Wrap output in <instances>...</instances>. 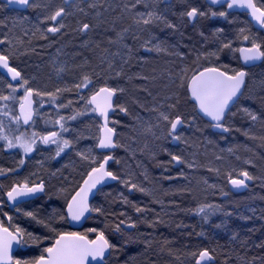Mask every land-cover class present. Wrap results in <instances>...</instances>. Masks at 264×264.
<instances>
[{"label": "rangeland", "instance_id": "rangeland-1", "mask_svg": "<svg viewBox=\"0 0 264 264\" xmlns=\"http://www.w3.org/2000/svg\"><path fill=\"white\" fill-rule=\"evenodd\" d=\"M33 2L38 7L30 8L27 13H13L15 16L12 18L0 21V41H3L0 43V50L8 53L15 67L22 72L23 78L28 80L27 87L41 93L56 94L55 103L47 95L36 96L37 119L29 131L41 135L60 131L59 127L55 129L57 125L54 121L63 116L68 131L63 132L62 136L70 140L72 146L56 156L55 145H44L38 141L36 149L25 155L19 148L8 149L5 141L0 140V170L17 173L8 179L7 184L13 180L21 183L28 180L30 184L55 179L58 182L53 187L47 185L48 191L43 200L28 206V209L43 206L54 199H58L62 206L64 200L55 198V195L63 191L70 199L80 180H84L93 167H97L105 156L110 155V171L119 177V182L114 189L111 188L113 186L108 191L105 189L103 193L107 191L110 195L100 199L102 193L94 207L103 213L106 210L113 212L117 208L118 212H125L124 215L130 216L128 206L138 205L141 209L139 212L150 228L147 227V232L141 228L127 239L135 243V246L141 243L147 246L144 251L137 247V251L130 252L140 264H150L142 259L143 254L153 253V244L145 240L146 235L151 233L158 239L166 237L171 228L174 231L179 227L175 224L185 221L194 209L203 207L208 214H215V209L232 210L236 211L235 216L246 220L254 216L251 220L257 223L256 219L264 215V63L249 70L244 96L230 113L228 122L236 129L230 136L203 132V126L206 125L200 122L195 105L187 98V82L195 74L196 68L200 72L205 67H218L217 65H224V62L234 63L239 60V57L235 59V55L241 45L235 48L234 44L245 35L249 36V45L252 40L264 45V35L250 29L241 16L231 20L212 16L210 10L218 12L224 8L212 7L205 0H140V3H136V0H109L107 11L103 10L102 14V9L98 6L99 0H75L70 4L66 0ZM60 7L65 9V14L57 22L44 19ZM193 7L206 15H198L192 20L183 15ZM161 9L164 15L168 13V25L174 26L168 28L175 31L166 40L167 48L160 46V36L153 38L151 31L139 27L137 41L150 37L151 41H147L157 48L150 55L149 48L148 51H142L138 44V52L133 53L129 36L131 29L128 28L119 33H122L120 52L115 54L120 75L116 70L113 71L111 65L101 63L103 51L98 19L104 12H107L108 18H113L115 14L122 18L126 11V21L130 26V19H135L140 25L141 14L144 19H149L148 13H152V17L160 20L163 16ZM61 22L64 27L59 32H47L48 27L58 26ZM85 23L90 27L82 31ZM241 29L245 31L242 33ZM75 31H80L82 36L73 35ZM138 31L139 29L136 33ZM193 33H196V37L191 36ZM178 34L181 35L180 39L171 38ZM112 41L113 36H110L105 44L106 50ZM225 44H230V47H224ZM28 52H34L36 58L33 59L31 55L26 63L23 60L26 53L29 55ZM131 57H134L137 64L125 66ZM144 60L147 64L140 65L139 62H145ZM85 76L91 80L87 87H83ZM132 77L138 81L129 83ZM102 78L111 88H116L119 94L116 101L117 111L111 119L117 131L118 148L112 153L98 151L102 119L90 110L91 106L88 110L85 109L86 99L101 87ZM95 81L99 86L95 87L96 90L93 86ZM2 83H5V79L0 74V85ZM76 85H81V88L77 89ZM3 87H0V95L11 94L9 88ZM57 89L60 91L57 92ZM18 90H22L23 94L16 97V100H0V122L4 124V134L10 137L19 134L16 131L17 125L2 113L7 111L18 115L24 88L18 86ZM81 96L85 99H81ZM121 108L126 111H121ZM244 109L256 114L258 119L253 121L245 114ZM78 112L84 114L77 116L75 120L68 119ZM161 112L169 115L170 119L184 117L186 128L179 134L180 146L171 144L172 137L168 135L170 125L160 118ZM4 149L8 152L4 153ZM78 153L87 157L86 166L81 165L79 159L82 156ZM174 155L180 156L183 161L182 168L178 170L183 175L179 176V180L171 181L165 173L173 168ZM93 158L95 163L92 162ZM21 160L24 161L23 165L20 164ZM244 171L256 181L252 188L245 195L232 196L228 200L216 199L228 191L227 182H221L222 176L230 179ZM69 173L73 174L72 182L76 180L75 177H79L72 185L66 181V178L71 177ZM122 180L136 183L147 191L130 189ZM99 222L100 230H105L109 235V223L106 220ZM171 233L167 236V241L173 240ZM122 240L118 237L115 242L117 244L123 242ZM188 254L190 253H187L184 264H191L192 256ZM165 256L176 259V253L171 251L162 252L161 256L152 258L159 262Z\"/></svg>", "mask_w": 264, "mask_h": 264}, {"label": "snow or ice", "instance_id": "snow-or-ice-1", "mask_svg": "<svg viewBox=\"0 0 264 264\" xmlns=\"http://www.w3.org/2000/svg\"><path fill=\"white\" fill-rule=\"evenodd\" d=\"M213 5H220L222 8L226 5V9L233 8H243L248 9L250 15L257 24L264 28V6H258L255 0H210ZM9 5L16 4L24 8H35L38 7L33 0H7ZM136 3H140V0H136ZM135 6V5H133ZM83 11V9H81ZM212 16L227 17L229 15L227 10L222 11H212L210 10ZM65 14V9L63 7L58 8L51 15L46 16L45 20H51L57 22L58 18ZM152 13H148L151 18ZM183 15H186L190 20L195 19L198 15L204 16L205 12L193 7ZM141 21L144 24L151 23V19H144L141 14ZM141 21H137L140 23ZM169 27H174L169 24ZM63 23H59L58 26H50L47 28V32L57 33L63 28ZM90 25L85 23L82 26V31L89 29ZM222 31V30H218ZM242 33L244 29L240 30ZM244 40H249V36L245 35ZM3 43V41H0ZM224 47H230V44H225ZM239 51L243 54V59L245 63L249 61L259 60L264 58V50H262V45L252 40L251 47L241 48ZM0 69H6L7 73L11 75V80L17 81L19 86L24 88V95L20 98L19 115H13L10 112H3L5 116H9L10 120L14 122L17 127L16 131L19 135L9 136L4 134V124L0 122V140L5 141V146L8 149L19 148L23 151L25 155L32 153L37 146L38 141L44 145L53 144L56 146V156H59L66 148L72 146V142L68 139L63 138L62 133L68 131L66 124L64 123L65 117L60 116L59 119L54 121L56 125H59L60 131H50L45 135H41L38 132L32 131L30 134L26 131H20V122L23 120L24 125H30L33 122V116L35 113L32 104V97L47 95L50 97L51 101L55 103L56 94L55 93H41L32 88L27 87L28 80L21 76V73L15 68L11 67L9 64V56L5 54H0ZM247 73L243 70H231V74L227 70H221L219 67H205L202 71L194 74L187 82V89L190 93L191 99L195 101V105L199 112L204 116L210 118L211 127L223 129V131H228L229 129L224 126L223 121L227 113L230 111V105H233L238 100L239 94H241V86L244 83V78ZM91 83L89 77H84L83 87H87ZM8 88L11 90L9 95H0V100L9 101L16 100L15 93L18 88L12 83H8ZM77 89L81 88V85L75 86ZM60 90L57 89V92ZM116 88H110L107 86L100 87L98 91L94 92L89 98L86 99L85 109L90 110L94 113H98L104 120V124L101 128L103 135L99 138L98 147L102 149L115 148L117 144L113 140L114 129L108 127V113L109 110L113 108V97L117 93ZM122 91V89L120 90ZM81 99L85 97L81 96ZM7 108V105H5ZM121 111H126L124 108ZM246 115H248L253 121L257 120L258 117L253 112L248 109L243 110ZM84 113H76L75 115L69 117L68 119L75 120L77 116ZM160 118L167 121L170 125L168 135L172 137L173 140H180V135L177 134L178 126L184 125V120L180 116H176L175 119H170L169 115L164 112L160 113ZM82 158H87L83 153H78ZM110 155L105 156L102 163L97 167H93L88 173V178L84 181V185L76 192L72 197L71 201L68 203V214L71 216L72 220H80L81 217L88 212V193L97 187V185L102 184L106 178L111 180L119 179L113 172L108 171L105 165L111 160ZM174 161L178 163L183 162L180 156H172ZM95 163V158L92 160ZM24 161L21 160L20 164L23 165ZM241 176L244 179H230V183L235 187H240L245 185V180L252 179L248 172H241ZM130 187V189H137L139 191H147L143 187H140L136 183H132L128 180H122ZM44 191L43 182L29 183L25 180L22 183L14 184L9 191H7V197L9 201L14 203L19 202V198L35 196L38 193ZM125 202H127L125 198ZM211 207V206H209ZM20 209L17 208V211ZM95 211H101L100 209H92ZM136 211H141L140 208H136ZM200 212H204L205 209L202 207L199 209ZM5 215H7L5 213ZM25 215L32 216V212H26ZM11 220V217L8 218ZM63 219V217H61ZM124 221H121L123 224ZM128 227H135V224H129ZM90 232H96L95 228L89 229ZM116 231H121L120 226H116ZM24 235V231L20 228H16L15 232L9 231V228L5 227L3 222H0V264H91V261H95L96 264H103L105 252L109 249L115 248V245L111 244L109 240L105 237L103 232L97 233V238L95 240H89L86 235H81L76 232H64L58 233V239H56L55 244L52 247L44 249L47 253V257L41 255L38 259L34 261H21L14 260L11 256L12 242L15 240L16 243H20V238ZM29 238L31 234L29 233ZM196 257V264H202L206 260H211L207 249L200 251L199 253H192ZM91 258V261L89 260Z\"/></svg>", "mask_w": 264, "mask_h": 264}, {"label": "trees", "instance_id": "trees-1", "mask_svg": "<svg viewBox=\"0 0 264 264\" xmlns=\"http://www.w3.org/2000/svg\"><path fill=\"white\" fill-rule=\"evenodd\" d=\"M257 2L258 4L260 3L259 5H264L263 0H257ZM223 8L224 10H226L225 7ZM237 16H241L244 19L246 25L250 29L264 35L263 31H257L253 27V25L247 20V16L244 14L229 13V15L226 18L228 20H231ZM189 27L190 24L188 25V29ZM191 36L196 37V33H193ZM237 41L238 42L234 44L235 48L239 47L240 45H244V44L246 45L248 43V40H244V38L239 39ZM262 47L264 48V45H262ZM236 57H239V55L238 54L235 55V59ZM224 63H225L224 65H217V66L223 70L229 71L230 73L232 69H235V67L237 68L235 69L237 71L242 68V63L240 58L239 60L237 59V61H235L234 63H229V62H224ZM197 72L198 69L196 68L195 74ZM100 85L101 87L108 86L107 83L102 81ZM94 86L97 88L99 87L97 85V82H94ZM187 98L190 101V97L188 95ZM36 119H37V112H36L35 121ZM58 127L59 125H57L55 129ZM21 128L23 129V126H20V129ZM175 166L176 165L173 162V167ZM9 174L10 177L15 176L12 173ZM227 181L228 179L222 176L221 182L226 183ZM5 183L7 186H13L18 182H16V180H13L12 182H10V184H7L8 180L5 179L4 184ZM245 194L246 193H244V195ZM43 198L44 197L39 199L37 202L35 201L31 203L30 205L32 206L39 203L41 200H43ZM216 199H219V197H217ZM137 206H138L137 204L132 205L130 207V210L134 211L135 213ZM197 211H199V209H196V211H194L193 213L191 212L190 217L189 218L186 217L185 221L176 223L175 226H179V227L174 229V231L171 228L168 234H166V237L161 236L162 238L159 239L160 245L158 246L151 245V249L153 250V253L143 254L144 257L142 259L150 262L151 264V261L153 260L152 258L153 256L154 258L160 256L158 251H163L165 253L171 251L173 253H176V258L180 257L181 259L182 258L184 259L187 256V253L191 254L193 251L199 253L200 251L207 249L210 255L212 256V258L214 259L213 264H264V215L262 217L257 218L256 219L257 223H256L251 220V218H255L254 216L249 217V220H246L244 218L235 216L234 212L230 210L219 211L215 209L214 210L215 214H208L206 212L199 213ZM120 213L121 212H118L117 208H114L113 212L110 213L109 211L106 212V221H108L110 225L115 224L117 221L119 224V222L125 219V217L122 216ZM193 214L195 217H193ZM57 229L58 228L52 230L54 231ZM143 230L146 231V229L144 228ZM172 231L173 233H171ZM60 233H64V231H61ZM170 233L173 234L172 235L173 240L167 241L166 240L167 236ZM51 236H53L52 233ZM145 240H147V238H145ZM130 246L129 248H122L115 246V249L112 252L113 255H111L112 257H110V259L105 264H109V263L140 264L139 260L134 259L130 255V252L132 250V247L130 248ZM147 256L149 257L148 259ZM170 262L171 260L170 261L162 260L158 263L169 264Z\"/></svg>", "mask_w": 264, "mask_h": 264}, {"label": "bare ground", "instance_id": "bare-ground-1", "mask_svg": "<svg viewBox=\"0 0 264 264\" xmlns=\"http://www.w3.org/2000/svg\"><path fill=\"white\" fill-rule=\"evenodd\" d=\"M7 0H0V21H3L4 19H9V18H12L13 16H15V15H13V12L9 9V7H10V5L6 2ZM256 1V3H257V5L258 6H260L259 4H258V2H257V0H255ZM107 2H109V0H107ZM205 3H207L206 2V0H205ZM209 5V4H208ZM98 6L100 7V9H102V11H101V14H102V12H103V7L105 6V3L102 1V0H99V2H98ZM225 8H226V6H224ZM11 8V7H10ZM215 8H220V7H215ZM5 15H4V14ZM235 13H239V14H244V15H246L247 16V20L253 25V23L250 21V19H249V15H248V13H245V12H235ZM123 17L121 18L120 17V15H119V17H117V18H115V21H117L118 23H120L121 24V31L122 30H124L123 32H125V30H127L128 29V26H127V21H126V19H127V16H125V15H127V12L125 11L123 14ZM101 20H103V19H98V21L100 22V25H101ZM236 23V22H235ZM124 27V28H123ZM230 27H233V26H230ZM253 27H254V25H253ZM123 28V29H122ZM255 28V27H254ZM256 29V28H255ZM257 31H263L264 32V30H258V29H256ZM99 31H100V27H99ZM101 32H102V30H101ZM174 32L175 31H172L171 29H167V33H166V31H165V34H168V37L169 36H172L173 34H174ZM122 34V33H121ZM73 35H75L76 37L78 36V37H81L82 36V33L80 32V31H75L74 32V34ZM110 36H113V35H111V33L109 32V33H107L106 34V39H107V41H108V39L110 38ZM129 36H131V34L129 35ZM171 38H181V35H176L175 37H171ZM183 39V38H182ZM117 41H119V44H120V42H121V35H120V38L118 39V40H116L115 41V43H116V47H117ZM196 41V40H195ZM192 43H193V41H192ZM243 46H248V47H251V45H249V44H244V45H241L240 46V48L239 49H241ZM133 48L134 49H132V51H133V53H137L138 52V47H134L133 46ZM119 49H120V47H119ZM262 50H264V48L262 47ZM99 51H100V49H99ZM131 51V52H132ZM29 53V55L27 56V53L24 55V56H26V58L23 60V61H25L26 63L27 62H29V59H28V57L29 56H31V55H33V59H35L36 58V56H35V53L34 52H28ZM102 53V52H101ZM132 53V54H133ZM155 53V48L154 47H152L151 48V52H150V55H153ZM0 54H5V55H8V53L6 52V51H4V50H0ZM103 54V58H102V60H101V63L103 64V65H111L112 66V68H113V71L115 72V70L117 71V73L120 75V72H118L119 71V67H117L116 65H119L118 64V62H115V57H114V55H112L111 54V52H110V50L109 51H107L106 50V52H104V53H102ZM145 54V53H144ZM135 55V54H134ZM238 55H239V51H238ZM111 56V57H110ZM133 56V55H132ZM239 58H240V55H239ZM130 62H128V63H126L125 64V66H130L131 65V63H134V64H137V62L135 61V59H134V57H131L130 58V60H129ZM145 61V60H144ZM140 63V65H145V63L147 64V62L145 61V62H143V61H140L139 62ZM264 63V60H263V62L261 63V64H259V65H256V66H252V67H249V68H246V67H244L243 66V68H241V69H239V70H246L247 72H248V70H250V69H253V68H255V67H258V66H260V65H262ZM227 64V63H226ZM117 67V68H116ZM28 68V67H27ZM127 68V67H126ZM149 68V67H148ZM221 70H223V69H221ZM238 70V71H239ZM21 72V71H20ZM128 72L130 73V70H128ZM127 72V73H128ZM146 72H147V70H146ZM122 73H126V72H122ZM21 74H22V72H21ZM122 75V74H121ZM125 75V74H124ZM22 77H23V74H22ZM38 78V76H35V78ZM36 78V79H37ZM99 78H100V76H99ZM103 78L102 79H100V81H102L103 82ZM138 80L135 78V77H132L130 80H129V83H133V82H137ZM248 81H249V79H248V75H247V83H248ZM96 82V81H95ZM51 82H48V84H50ZM92 85H93V83H92ZM1 86H5L6 87V89H8V86H7V84L6 83H2V85H0V87ZM94 86V85H93ZM95 87V86H94ZM107 87H109V86H107ZM247 87V86H246ZM111 88V87H110ZM99 90V89H98ZM98 90H96V91H98ZM246 90V89H245ZM245 90H244V93H245ZM23 93V91L22 90H18L16 93H15V96L17 97V98H19V96H20V94H22ZM244 93H243V95H242V97L244 96ZM117 94H118V92H117ZM119 95V94H118ZM188 96L190 97V101H191V103H193L194 105H195V102L191 99V96H190V94H189V91H188ZM90 97V96H89ZM241 97V98H242ZM241 98H240V100H241ZM76 99V98H75ZM117 99H118V97H117ZM239 100V101H240ZM117 101V100H116ZM238 101V102H239ZM75 102L76 103H78V101L77 100H75ZM238 104V103H237ZM236 104V105H237ZM235 105V106H236ZM234 106V107H235ZM195 107H196V105H195ZM234 107L232 108V110L234 109ZM115 108H116V103H115ZM20 109V108H19ZM18 109V110H19ZM232 110L230 111V113L232 112ZM116 111H117V109H116ZM196 112H197V114L199 115V117H200V122L201 123H203V124H205L206 126H203V128H205V130L203 131L204 133L205 132H207V133H212V134H215V135H218V136H230L232 133H233V131L234 130H236L235 129V127H233V125H231L230 123L231 122H228L229 121V119H230V113H229V115L226 117V119H225V121H224V126L225 127H227L229 130L228 131H223V129H218V128H214V127H211L210 125H211V122L209 121V120H207L206 118H204L202 115H200L199 114V112H198V108L196 107ZM116 113V112H115ZM97 114V113H96ZM183 120H184V125L181 127V129L177 132V134L179 135L180 134V132L184 129V128H186V121H185V119H184V117L183 116H180ZM111 119H112V117H111ZM175 119V118H174ZM111 125H112V123H111ZM102 126H103V124H102ZM112 127H113V125H112ZM114 128V127H113ZM115 129V128H114ZM117 132V131H116ZM237 134V133H236ZM100 137H101V135H100ZM171 144L173 145V146H180V144H181V141L180 140H178V142L176 143L175 142V140H173L172 139V142H171ZM99 151V150H98ZM87 155V154H86ZM182 160V159H181ZM79 161H81V165L82 166H86V163H85V158H82L81 157V159H79ZM175 162V161H174ZM176 166H177V164H176V162L174 163ZM182 164H183V162L179 165V167H181L182 168ZM81 166V167H82ZM171 170V169H170ZM168 172V171H167ZM165 173V176H169L170 178H169V180H179L180 178H179V176H181V175H183V174H180V173H178L179 171H177V172H175V173H173V174H170L169 172L168 173ZM245 172V171H244ZM249 174V173H248ZM69 175L71 176L69 179H67L66 178V181H67V183H70L71 185L72 184H74L77 180H79V177H75V181H73L72 182V177H73V174H70L69 173ZM240 174H238L236 177H233V178H237L238 176H239ZM250 175V174H249ZM251 176V175H250ZM252 177V176H251ZM233 178H230V179H233ZM253 178V177H252ZM230 179H228V181H227V184H228V191L227 192H225V193H223V194H221L220 195V197H219V199H221V200H228L229 198H231L232 196H236V195H244V193H242V194H237V193H234V192H232L231 191V189L229 188V180ZM254 179V178H253ZM48 181V182H47ZM46 182H45V180L43 181V182H45V183H47V185H49V186H51V187H53L54 185H56V184H58V182L56 181V179L55 180H47ZM69 181V182H68ZM118 182H119V179H117V180H109V182L106 184V186H105V189L107 190H110V186H113V187H111L112 189H114L115 188V186H117V184H118ZM255 179H254V184H255ZM253 184V185H254ZM253 185H251L250 186V188H249V190L252 188V186ZM83 186V185H82ZM81 186V187H82ZM80 187V188H81ZM79 188V189H80ZM107 190V191H108ZM248 190V191H249ZM79 191V190H78ZM107 191L105 192V193H103L101 196H100V199H101V197L102 196H107V195H110V194H108L107 193ZM247 191V192H248ZM247 192H245V193H247ZM99 193H100V191H99ZM98 193V194H99ZM76 194V193H75ZM66 194H63V191H61L59 194H56L55 195V198H59V199H62V200H64V202L62 203V206L59 204V202H58V199L57 200H52L51 202H49V203H46L45 205H43V206H33V208H24V210H25V212H24V214H23V216L27 219V220H29L30 222H31V224H32V226L34 227V230H30V234H31V237H33V238H31V240L33 241V242H35L36 243V246H33V249H37V247H38V245H39V243H45L46 242V240H45V237H44V235H48L49 234V232H51L53 235H55V237H57V239L59 238L58 237V233H60L61 231H64V232H76V233H85V234H87L88 236H89V240H95L96 238H97V233L98 232H103L104 233V235H105V237L109 240V242L111 243V244H113V245H115V246H118V244H119V246L118 247H122V248H129V246H130V248L132 247V253L134 252V251H137V247H140V250L141 251H144L145 250V248L147 247H145V243H141L140 245H138L139 243H136V245H138V246H135V243H133V242H131L130 240H128L127 239V237L128 236H132V235H134L135 233H137V232H139L140 231V229H141V227L142 228H144V229H147V227L148 228H150V225L147 223V220L145 221L144 220V216L140 213V212H135L134 213V211H131L130 210V207L131 206H128V209H129V211H130V216L129 215H124L123 213H125V212H123V213H121V215L122 216H124L125 217V219L124 220H122V221H124V223L123 224H121V222H119V224H118V221L115 223V224H113V225H110L109 224V228H110V230H111V232H110V234L108 235V233H106V231L105 230H100V224H99V226H97V222H99V221H104V220H106V212H107V210H106V212H102V211H95V210H92V215L85 221V223L80 227V228H76V227H74V226H72V224H71V222H70V220H69V218H68V214H67V210H68V203L71 201L70 199H68L67 198V196H65ZM225 195H227V197L226 198H224V196ZM98 196V195H97ZM96 196V197H97ZM110 199V198H109ZM108 199V200H109ZM26 209H28V210H26ZM92 209H95V207L94 206H92ZM124 211V210H123ZM194 211H196L195 209L194 210H192V213L194 212ZM224 211V210H223ZM227 211V210H226ZM230 211H232V210H230ZM26 212H32L33 213V215H34V217L35 218H33L32 216H27V215H25V213ZM232 212H234V213H236V211H232ZM191 213V212H190ZM190 213L188 214V218L190 217ZM96 214H99L100 215V217H98V216H96ZM60 216L61 217H64L63 219H61L60 218ZM193 217H195L194 216V214H193ZM46 219V220H45ZM99 219V220H98ZM192 219V218H191ZM128 220H134V222H130V221H128ZM108 222V221H107ZM109 223V222H108ZM129 224H135V227H128V225ZM117 225H119L120 226V229H121V231H119L118 233H116V226ZM86 226V227H85ZM51 228H53V229H56V228H58L57 230H52ZM92 228H95L97 231L96 232H90L89 231V229H92ZM50 229H51V231H50ZM48 230H49V232H48ZM149 229H147L146 231H148ZM147 240L150 242L151 241V243L154 245V246H158V245H160L159 243V239H158V237H154V235H152L151 233H148L147 235ZM121 238V240H122V238H123V242H120V243H117L116 244V242H115V240L117 239V238ZM114 249L115 248H112L111 249V254H110V256L106 259V261H108L109 259H110V257H112L111 255H113V251H114ZM162 252L163 251H161V252H159V255L161 256V254H162ZM164 253V252H163ZM192 253H196V251H193ZM192 253L190 254L191 256H192V259H191V264H196V257L195 256H193L192 255ZM189 255V256H190ZM157 257H159V256H157ZM155 259V258H154ZM152 260L151 261V264H159L158 263V261H156L155 262V260ZM162 260H168V261H170L171 260V262L169 263V264H184V260H185V258L183 259H181L180 257H177L176 259H168V257L167 256H165L164 258H161L160 260H159V262L160 261H162ZM166 263H168V262H166ZM214 263V259L212 258L210 261H209V263L208 264H213ZM109 264H111V263H109Z\"/></svg>", "mask_w": 264, "mask_h": 264}, {"label": "flooded vegetation", "instance_id": "flooded-vegetation-1", "mask_svg": "<svg viewBox=\"0 0 264 264\" xmlns=\"http://www.w3.org/2000/svg\"><path fill=\"white\" fill-rule=\"evenodd\" d=\"M66 1H67L66 2L67 4H70L71 2H74L75 0H66ZM102 1L105 3V6L103 7V9H104V11H107L106 7H107V5L110 2H107L106 0H102ZM260 6H264V5H260ZM9 9L13 13L22 14V13H27L30 8L18 9V8H10L9 7ZM160 12L163 15L162 18H160V20H159L155 16L151 17V18H149V19H151V23H149V24H144V23L141 22L140 25H139V24L136 23L135 19L128 20L129 22L130 21L132 22V23L131 22L129 23L130 26H128V24H127L129 30L131 29L130 42L133 44V46L135 48L137 46H139L138 44H140V47H141L142 51H148L147 48H149L150 51H151L152 47H154L155 50L157 48L156 46H153L151 44V42H149V41H151L150 37L147 38V40H149V41H147V40L137 41V37H138L137 35H140V28L139 27H141V29L144 28L145 30L151 31V33L153 35V36L151 35V37H153V38H157L158 36H160V39L162 41V44L160 46L167 48V43H166L167 41L166 40L168 39V34H165V31L167 33V29H168V18H167L168 17V13L166 12L165 15H164V11L162 9H161ZM114 13H115V11L113 12V14ZM115 18H117L116 14L114 15L113 18H108L107 12H104L103 16L100 18V19H103V20H101V25H100V35H101V38H102V43H101L102 51H103V53L106 52V49H105V46H106L105 44H106V41H107L106 34L110 32L111 35H113V41H112L111 46H109V48L107 49V51L110 50L111 54L114 55V57H115L116 52H117V54H119V52H120L119 41H117V47H116L115 41L118 40L120 38V35H121V34L119 35V33L121 32V24L118 23L117 21H115ZM138 29H139V31L136 33V30H138ZM101 30H102V32H101ZM132 34H133V36H132ZM138 42H141V43H138ZM9 60L11 61V66L15 67L13 61L10 58H9ZM242 68H243V65H242ZM255 68H257V67H255ZM17 70L20 71L19 69H17ZM0 74L4 77L5 83H7V85H8V83H12L14 86H16L18 88L19 84L18 83H13L4 73H2L1 70H0ZM248 77H249V70H248ZM1 87L4 88L3 86H1ZM109 87H111V86H109ZM35 101H36V95H35ZM36 103H37V101H36ZM18 115H19V110H18ZM21 124L23 126V129L21 128L20 131L21 132L26 131V132H28L30 134L31 131H29V128L33 124H31L27 128L23 125L22 121H21ZM12 132H14V131L12 130ZM6 133H11V132L10 131H6ZM3 152L6 153V152H8V150L5 151V149H4ZM100 153H103V152H100ZM172 161L174 162L173 159H172ZM111 164H112V162L109 160L108 163L105 165V167H106V169L108 171H110ZM180 168L181 167H179V166H175L171 170H169L168 172L170 174H173V173L177 172L178 170H180ZM15 174H17V173H15ZM9 175L10 174L7 173V172L0 171V222H3L4 226L9 228V231L15 232L17 227L24 231V235L20 238V243H17L18 245L16 247V250L12 253L11 256L13 257L14 260H21V261H34V260L38 259L41 255L47 257V253L44 251V249H46L48 247H52L55 244V241H56L57 237H55V235L51 236V233L49 232L48 235H44L46 242L45 243H39L37 249H33V246H36V243L33 242L31 240V238H29L28 234H29L31 229L34 230V227L32 226L31 222L29 220H27L23 216V214L25 212L24 208H27L28 206H31L30 205L31 203H33L35 201L37 202L42 197H45V195H46V193L48 191L47 183L42 181L45 184L46 191H45V193L41 194L38 198L30 200V201L23 202V203H20V204H16L14 202L9 201L8 197H7V194H6L7 191H9L11 189V187H12V186H7L6 183L4 184L5 179H7V180L9 179V177H10ZM87 177H88V174L86 175L85 179L84 180H80L78 186L73 189L74 192H73L70 200L75 195V193L79 190V188L83 185V183H84V181L86 180ZM18 183H21V182H18ZM104 190H105V187L100 190V193L98 194V196L92 202V206H94V203L99 198V196L103 193ZM17 208H19L20 210L17 211ZM5 213L7 215H5ZM96 216L100 217L99 214H96ZM9 217H11V220L8 219ZM128 221L134 222V220H128ZM99 224H100V222H97V226H99ZM51 229H53V228H51ZM116 233H118V232L116 231ZM80 234L81 235H86L87 238H89V236L87 234L83 233V232L80 233ZM105 263H103V264H105Z\"/></svg>", "mask_w": 264, "mask_h": 264}, {"label": "water", "instance_id": "water-1", "mask_svg": "<svg viewBox=\"0 0 264 264\" xmlns=\"http://www.w3.org/2000/svg\"><path fill=\"white\" fill-rule=\"evenodd\" d=\"M7 2V1H6ZM207 4H209L210 6L212 7H221L220 5H213L211 4L210 0H206ZM256 2V1H255ZM226 6V5H225ZM11 8H18V9H24V7L20 6V5H16V4H11L10 5ZM227 11L229 13H235V12H245V13H248L249 15V19L250 21L253 23L254 27L258 30H264V28H261L256 21H254L250 15V12L248 9H243V8H233V9H227ZM248 46H243L242 48H246ZM239 55H240V60H241V63L244 67L246 68H249V67H252V66H256V65H259L263 62L264 58H261L259 60H255V61H249L247 63H245L244 59H243V54L239 51ZM9 64L11 66V61L9 60ZM12 67V66H11ZM2 71V73H4L10 80H11V75L7 73V70L6 69H0ZM202 71V70H201ZM243 71H245L248 75V72L244 69ZM20 72V71H19ZM21 73V72H20ZM247 75L245 76L244 78V83L243 85L241 86V94H239L238 96V100L236 101L235 104L233 105H230V111L232 110V108L238 103V101L240 100V98L242 97L243 93H244V90L246 89V86H247ZM22 76V74H21ZM13 83H18L17 81H13L11 80ZM190 94V93H189ZM117 97H118V94L116 93V95L113 97V108L111 110H109V113H108V127L110 128H113L112 125H111V117L115 114L116 112V108H115V103H116V100H117ZM32 100H33V104H32V107L36 113V101H35V94L33 95L32 97ZM194 101V100H193ZM195 102V101H194ZM230 111L227 113L226 117L229 115ZM19 112H20V109H19ZM199 112V110H198ZM200 115H202L204 118H206L207 120L210 121V118L204 116L202 113L199 112ZM97 115L99 116V114L97 113ZM101 119H102V124H104V120L101 116H99ZM225 117V119H226ZM35 118H36V114H34L33 116V121H35ZM22 123H23V120L21 119ZM225 121V120H224ZM223 121V123H224ZM211 122V121H210ZM212 123V122H211ZM33 124V122H30V125ZM24 125V124H23ZM30 125H24L26 128L29 127ZM182 126H178L177 128V132L181 129ZM114 129V128H113ZM103 135V133L101 132V136ZM116 139H117V132L116 130L114 129V133H113V140L114 142L117 144L116 142ZM175 142L177 143L178 141L175 140ZM118 148V145L115 147V148H107V149H102V148H99L98 147V150L100 152H103V153H111V152H114L116 151ZM177 166H179L181 163H178L177 161H175ZM88 178V177H87ZM86 178V179H87ZM233 179H244L243 176L239 175L237 178H233ZM110 178H106V180L102 183V184H99L97 185L96 188L92 189L89 193H88V205H89V211L88 212H85V214L81 217L80 220L76 221V220H72L71 219V216L68 214V210H67V214H68V218L72 224V226L76 227V228H80L84 223L85 221L92 215V202L94 201V199L96 198V196L98 195L99 191L104 188L106 186V184L109 182ZM44 184V183H43ZM254 184V179H248V180H245V185L244 186H240V187H235L233 186L231 183H230V180H229V188L231 189L232 192L234 193H237V194H242V193H245L249 190L250 186ZM84 185V183H83ZM46 191V187H45V184H44V191L41 192V193H38L36 194L35 196H28V197H21L19 198V202L16 203V204H20V203H23V202H26V201H30V200H33V199H36L38 198L41 194L45 193ZM227 195L224 196V198H226ZM12 202V201H11ZM89 239V238H88ZM17 243L16 241L14 240L12 242V248H11V255L12 253L16 250V247H17ZM111 254V249L107 250L105 252V256H104V260H103V263L106 262V259L110 256ZM89 260L91 261V258H89ZM209 263V260H206L204 262H202V264H208ZM91 264H96L95 261H91Z\"/></svg>", "mask_w": 264, "mask_h": 264}]
</instances>
